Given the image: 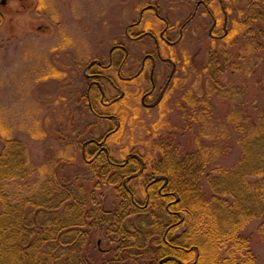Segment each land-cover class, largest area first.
Returning <instances> with one entry per match:
<instances>
[{
  "label": "rangeland",
  "instance_id": "374dc122",
  "mask_svg": "<svg viewBox=\"0 0 264 264\" xmlns=\"http://www.w3.org/2000/svg\"><path fill=\"white\" fill-rule=\"evenodd\" d=\"M262 12L264 0H0V150L4 139L20 141L33 168L7 189L72 185L90 214L81 228H87L85 256L94 264H149L143 249L113 255V235L99 215H115L123 192L110 182L116 169L99 151L85 154L82 143L101 141L116 164L132 154L144 163L160 160L163 142L176 145L178 156L205 147L201 181L209 192L206 175L235 166L238 125L253 126L256 107L264 105V24L251 17ZM224 32L233 35L225 40ZM147 53L156 58V85L144 105L151 63L140 66ZM215 56L218 70L211 74L218 83L208 70ZM122 60L119 75L130 80L117 76ZM148 172L147 166L128 182L139 208L124 225L158 213L154 201L143 211ZM261 223L264 213L243 230L258 264H264Z\"/></svg>",
  "mask_w": 264,
  "mask_h": 264
},
{
  "label": "trees",
  "instance_id": "16d2710c",
  "mask_svg": "<svg viewBox=\"0 0 264 264\" xmlns=\"http://www.w3.org/2000/svg\"><path fill=\"white\" fill-rule=\"evenodd\" d=\"M251 15L264 24V12ZM232 33L224 32L221 37L228 40ZM218 64L219 59L212 57L208 70L215 81L217 76L211 73L217 72ZM254 120L253 126L238 125L240 156L235 166L206 175L209 192L201 181L207 164L202 153L205 147L178 156L176 145L163 142L160 160L144 163L143 157L132 154L116 164L105 152L104 143L84 141L85 154L99 151L107 159V167L116 169L110 182L123 192L115 215H99L105 217L99 222L107 224L113 235V255L134 247L143 249L149 264H258L243 230L252 218L264 213V105L256 107ZM91 144L92 150L88 148ZM147 166L148 202L143 211L154 201L158 213L124 225L126 215L139 208L128 182ZM108 170L103 169V174ZM31 172L23 144L4 139L0 150V264H94L83 251L87 228L81 229L90 214L84 211L85 203L72 185L57 191L42 183L33 193L7 189L10 181L25 179ZM250 177L257 179L251 181ZM179 228L182 230L177 232ZM221 249L227 256L220 255Z\"/></svg>",
  "mask_w": 264,
  "mask_h": 264
},
{
  "label": "flooded vegetation",
  "instance_id": "af4514ba",
  "mask_svg": "<svg viewBox=\"0 0 264 264\" xmlns=\"http://www.w3.org/2000/svg\"><path fill=\"white\" fill-rule=\"evenodd\" d=\"M150 34V33H149ZM160 37L161 38H163V36L162 35H160ZM154 39H155V37H154ZM167 43H169V41L168 40H165ZM110 55V61H111V58H112V54L110 53L109 54ZM126 56H127V52H125V59H126ZM159 60H161V61H166V62H168V61H170L171 59H169V58H163L159 53H157V56H156ZM146 60H148V61H150V70H149V81H150V84H151V89L150 90H148V91H146V92H144L143 93V95H142V98H141V103L142 104H144V105H146V103L144 102V98L146 97V96H149L153 91H154V89H155V81H154V71H155V68H156V58H155V56L153 55V54H149V53H147V54H145L144 56H143V58H142V61H141V66H140V68L142 69V68H144V65H145V62H146ZM123 62H124V60H122L119 64H118V67H117V76L119 77V78H123V79H132L133 78V76H131V77H121L119 74H120V70H121V68H122V66H123ZM171 65H172V70H171V73L168 75V77H167V80H166V82H165V84H164V87L162 88V89H165L166 87H167V85H168V82H169V80L171 79V74H172V72H173V70H174V67H175V65H174V63L171 61ZM99 75H102V76H104V77H106V78H108V81H109V83L111 84V86H113V87H115V88H118L117 87V85H116V83H114V81L110 78V77H108V76H106L105 74H99ZM98 76V75H97ZM96 84H98V85H100L99 84V81H94Z\"/></svg>",
  "mask_w": 264,
  "mask_h": 264
}]
</instances>
